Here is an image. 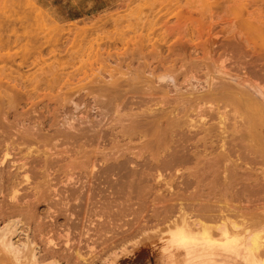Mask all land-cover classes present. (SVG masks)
<instances>
[{"label": "rangeland", "instance_id": "obj_1", "mask_svg": "<svg viewBox=\"0 0 264 264\" xmlns=\"http://www.w3.org/2000/svg\"><path fill=\"white\" fill-rule=\"evenodd\" d=\"M254 233L264 264V0H0V264H249Z\"/></svg>", "mask_w": 264, "mask_h": 264}, {"label": "bare ground", "instance_id": "obj_2", "mask_svg": "<svg viewBox=\"0 0 264 264\" xmlns=\"http://www.w3.org/2000/svg\"><path fill=\"white\" fill-rule=\"evenodd\" d=\"M5 126V125H4ZM7 155V154H6ZM16 182V181H15ZM6 189V188H5ZM4 191V190H3ZM5 192V191H4ZM10 208V207H9ZM12 208V207H11ZM8 213V212H7ZM15 214V213H14ZM8 215V214H7ZM221 223V221H220ZM234 224V223H233ZM231 227V225H230ZM7 228V227H6ZM237 228V227H236ZM220 229V228H219ZM235 229V228H234ZM238 229V228H237ZM233 230V229H232ZM17 231V230H16ZM216 234V233H215ZM218 235V234H217ZM264 235V234H262ZM4 239V238H3ZM6 239V238H5ZM10 239V238H9ZM247 240V239H246ZM258 233H254L250 238H249V243L247 242V245L250 246L249 249H247V255H246V261L249 263V264H261V262H258V258H257V255H256V251L259 250L258 248ZM7 241V240H6ZM261 241V240H259ZM12 242V241H11ZM263 242V241H262ZM238 239H234V240H228L226 242V247H224L226 250V252L230 255H233L235 250H237V247H238ZM29 246V245H28ZM27 246V247H28ZM12 247V246H11ZM18 247V246H17ZM21 247V246H20ZM263 247V246H262ZM11 249V248H10ZM34 249V248H33ZM264 249V248H263ZM262 249V250H263ZM15 253H17V249L15 248ZM35 250V249H34ZM261 250V252H262ZM260 251V250H259ZM36 252V251H35ZM264 252V251H263ZM258 253V252H257ZM18 254V253H17ZM260 254V253H259ZM264 255V253H262ZM261 254V256H262ZM14 255V254H13ZM222 258H225V259H231L229 258V256L227 257H224V255L222 256ZM43 261V260H42ZM44 262V261H43ZM41 262V263H43ZM52 263V262H51ZM50 264V263H49ZM61 264V262H60Z\"/></svg>", "mask_w": 264, "mask_h": 264}]
</instances>
